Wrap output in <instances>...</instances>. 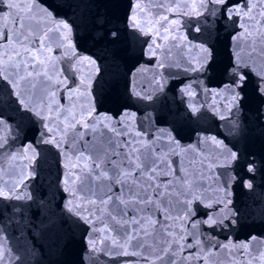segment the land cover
<instances>
[{
	"label": "water",
	"instance_id": "95a60500",
	"mask_svg": "<svg viewBox=\"0 0 264 264\" xmlns=\"http://www.w3.org/2000/svg\"><path fill=\"white\" fill-rule=\"evenodd\" d=\"M258 84L264 0H154L91 264H264ZM234 106L239 136L221 119ZM248 153L256 171L247 177ZM241 178L253 187H240Z\"/></svg>",
	"mask_w": 264,
	"mask_h": 264
},
{
	"label": "snow or ice",
	"instance_id": "6c2138e0",
	"mask_svg": "<svg viewBox=\"0 0 264 264\" xmlns=\"http://www.w3.org/2000/svg\"><path fill=\"white\" fill-rule=\"evenodd\" d=\"M112 35L114 36L115 33H113ZM242 90H243V88L241 87V91ZM257 91L261 95H264V87H261L260 84L257 85ZM234 114H235V106L229 110L228 117H226V118L221 117V119L229 120V122H230L229 135L239 136V135L243 134L244 129H243L240 121L235 118ZM256 123L259 126H264V109H261V108L257 109ZM232 155H233L234 159H239L242 154L239 152L238 149L233 147ZM253 155L254 154H252V153H248L247 156L245 157V159H247V161H248V163H246L244 165V172H245L247 177L249 176V174L254 175L255 171H256V163H255V160L253 159ZM239 186L242 188L251 189L253 187V184L251 183V180L249 178H241L239 181ZM239 211L240 210L238 208L232 209L233 215L239 214ZM255 211L258 212L260 216L264 217V205H262L258 209H255ZM54 224H55V222L53 221V225ZM15 259H19V258L16 257Z\"/></svg>",
	"mask_w": 264,
	"mask_h": 264
}]
</instances>
